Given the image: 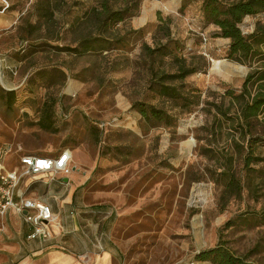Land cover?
<instances>
[{"label": "rangeland", "instance_id": "obj_1", "mask_svg": "<svg viewBox=\"0 0 264 264\" xmlns=\"http://www.w3.org/2000/svg\"><path fill=\"white\" fill-rule=\"evenodd\" d=\"M5 1L19 3L14 10L24 8V17L36 20L34 0ZM64 3L55 17L71 22L93 0ZM181 5L182 0H142L127 24L137 32L127 33L125 48L105 58L55 50L69 45L73 36L68 31L58 41L44 28L30 35L16 26L13 34L2 35L0 98L2 90L13 91L14 102L7 108L0 99V163L11 169L23 154L68 151V179L73 184L75 175L82 183L79 193L88 208L110 215L109 237L122 264H211L197 256L220 242L237 256L257 244L248 261L264 264V163L246 171L238 160L234 172L241 194L224 196L219 157L234 152L232 136L225 125L221 135L212 126L215 111L206 105L227 106L222 94L238 92L249 69L227 59L229 41L204 23L201 0L183 10ZM160 19L168 22L178 53L199 69L184 84L200 92V104L180 115L173 127L149 126L132 107L144 102L170 110V103L147 89L141 53L143 44L154 45V37L163 41ZM257 21H264V14L245 18L239 27L248 34ZM227 64L242 71L223 68ZM43 103L52 107L54 132L37 122ZM260 144L264 156V137ZM38 178L24 176L20 188ZM58 181L60 175H55L51 182Z\"/></svg>", "mask_w": 264, "mask_h": 264}, {"label": "trees", "instance_id": "obj_2", "mask_svg": "<svg viewBox=\"0 0 264 264\" xmlns=\"http://www.w3.org/2000/svg\"><path fill=\"white\" fill-rule=\"evenodd\" d=\"M191 1L182 0L180 9L183 10ZM141 2L93 0V5L84 9L80 16L66 22L55 17V13L66 5L64 0H34L32 5L36 20L31 23L30 16L24 17L23 8L17 10L23 14L16 26L30 35L41 28L47 33L52 30L55 41L61 40L62 34L68 31L73 36L69 45L55 46V50L67 51L78 57L93 55L105 58L125 48L127 33L137 32L130 31L127 24L139 12ZM18 6L19 3H10L8 9L14 10ZM200 11L204 23L217 29L215 36L229 41L227 59L249 69L238 92L225 90L222 94V99H228L227 106L223 102L206 103L215 111L212 126H216L221 135L222 126L225 125L232 136L229 141L234 152L224 151L220 155L223 170L219 175L225 183L224 196L237 198L241 194L242 184L234 172L236 162L239 160L246 171L250 170L251 165L264 163L260 144L264 137V21H257L248 34H244L239 27L245 18L264 14V0H201ZM19 22L22 24L18 25ZM159 22L158 30L164 33L163 41L154 37V45L143 44L141 53L147 72V89L170 103V110L144 102H134L132 107L149 126L173 127L180 115L190 113L200 104V92L186 89L184 84L185 79L199 69L178 53L177 40L170 36L168 22L161 19ZM167 63L169 67H165ZM111 68H115L113 63ZM223 68L242 71L241 67L231 64ZM13 94V91H1L0 99L7 108L13 105ZM51 108L49 103H43L37 121L39 127L48 132H54ZM257 251L256 244L244 256H237L220 242L201 252L197 260L211 264H253L248 259Z\"/></svg>", "mask_w": 264, "mask_h": 264}, {"label": "crops", "instance_id": "obj_3", "mask_svg": "<svg viewBox=\"0 0 264 264\" xmlns=\"http://www.w3.org/2000/svg\"><path fill=\"white\" fill-rule=\"evenodd\" d=\"M3 8L0 4V37L13 34L23 14ZM64 178L68 179L60 176L53 183L51 175L41 174L26 185L27 196L49 205L57 221L48 241H28V227L9 211L6 231L0 235V264H122L109 237L110 215L86 206L79 193L82 183L75 175L73 184Z\"/></svg>", "mask_w": 264, "mask_h": 264}, {"label": "built area", "instance_id": "obj_4", "mask_svg": "<svg viewBox=\"0 0 264 264\" xmlns=\"http://www.w3.org/2000/svg\"><path fill=\"white\" fill-rule=\"evenodd\" d=\"M4 8L8 3L1 0ZM71 157L68 151H61L55 156L23 154L18 157V165L8 169L0 163V235L6 231L5 217L9 211L19 216L28 227V241L46 242L52 236L51 227L57 217L51 207L27 196L20 188L26 175L49 174L68 177L72 172Z\"/></svg>", "mask_w": 264, "mask_h": 264}, {"label": "water", "instance_id": "obj_5", "mask_svg": "<svg viewBox=\"0 0 264 264\" xmlns=\"http://www.w3.org/2000/svg\"><path fill=\"white\" fill-rule=\"evenodd\" d=\"M67 180H68L67 178H64V179H63L64 182H67Z\"/></svg>", "mask_w": 264, "mask_h": 264}, {"label": "bare ground", "instance_id": "obj_6", "mask_svg": "<svg viewBox=\"0 0 264 264\" xmlns=\"http://www.w3.org/2000/svg\"><path fill=\"white\" fill-rule=\"evenodd\" d=\"M70 157H71V154H70ZM72 158V157H71Z\"/></svg>", "mask_w": 264, "mask_h": 264}]
</instances>
